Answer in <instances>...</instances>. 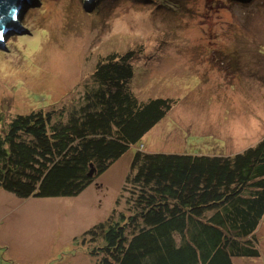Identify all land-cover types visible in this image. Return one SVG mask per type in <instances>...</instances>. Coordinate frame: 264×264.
Listing matches in <instances>:
<instances>
[{
    "label": "rangeland",
    "instance_id": "obj_1",
    "mask_svg": "<svg viewBox=\"0 0 264 264\" xmlns=\"http://www.w3.org/2000/svg\"><path fill=\"white\" fill-rule=\"evenodd\" d=\"M15 17L29 33L1 35L4 122L67 113L98 62L130 49L134 95L173 104L77 196L24 199L0 188V264H97L90 242L74 237L110 215L138 149L229 156L264 138V0H23ZM254 233L259 257L234 264H264V215Z\"/></svg>",
    "mask_w": 264,
    "mask_h": 264
},
{
    "label": "trees",
    "instance_id": "obj_2",
    "mask_svg": "<svg viewBox=\"0 0 264 264\" xmlns=\"http://www.w3.org/2000/svg\"><path fill=\"white\" fill-rule=\"evenodd\" d=\"M135 54L130 49L99 61L92 87L67 113L38 109L4 122L0 108V188L24 199L74 197L139 143L173 100L134 95L129 83ZM120 194L123 207L118 199L81 241L74 237L81 246L90 242L87 252L97 264L258 258L254 231L264 215V138L229 156L138 149Z\"/></svg>",
    "mask_w": 264,
    "mask_h": 264
},
{
    "label": "water",
    "instance_id": "obj_3",
    "mask_svg": "<svg viewBox=\"0 0 264 264\" xmlns=\"http://www.w3.org/2000/svg\"><path fill=\"white\" fill-rule=\"evenodd\" d=\"M22 1L23 0H0V34L9 28L17 32L21 29L28 32L27 29L23 28L12 18L13 11L15 10V15L18 13ZM25 2H30V0H25ZM0 47L6 49L2 39H0ZM89 175L92 176V173Z\"/></svg>",
    "mask_w": 264,
    "mask_h": 264
},
{
    "label": "clouds",
    "instance_id": "obj_4",
    "mask_svg": "<svg viewBox=\"0 0 264 264\" xmlns=\"http://www.w3.org/2000/svg\"><path fill=\"white\" fill-rule=\"evenodd\" d=\"M12 18H13V19L16 18V17H15V10L13 11ZM5 32H6V31H5ZM173 239H174V243H175V246H176V247H180V246L182 245L183 241H182V239H181L179 233L174 234Z\"/></svg>",
    "mask_w": 264,
    "mask_h": 264
},
{
    "label": "snow or ice",
    "instance_id": "obj_5",
    "mask_svg": "<svg viewBox=\"0 0 264 264\" xmlns=\"http://www.w3.org/2000/svg\"><path fill=\"white\" fill-rule=\"evenodd\" d=\"M0 39H2V36H0Z\"/></svg>",
    "mask_w": 264,
    "mask_h": 264
}]
</instances>
